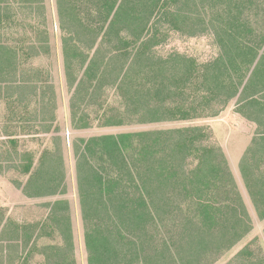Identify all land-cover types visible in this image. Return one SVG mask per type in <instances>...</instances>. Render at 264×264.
<instances>
[{
  "label": "trees",
  "instance_id": "16d2710c",
  "mask_svg": "<svg viewBox=\"0 0 264 264\" xmlns=\"http://www.w3.org/2000/svg\"><path fill=\"white\" fill-rule=\"evenodd\" d=\"M15 2L40 15L45 8L44 0ZM54 6L72 129L196 123L215 118L214 105L234 101L256 125L238 170L264 219V0H54ZM10 22L9 2L0 0V33ZM171 31L211 32L218 56L205 65L179 55L156 58L153 49ZM35 36L18 45L0 34V99L15 121L0 130L6 138L0 172L4 164L25 178L13 184L26 197L52 199L67 189L62 139L55 135L54 149L35 160L17 151L11 133L59 132L53 86L30 69L50 50L45 32ZM105 89L116 91L120 110L105 103ZM207 140L200 125L72 140L86 264H215L247 236L251 219L226 157ZM44 207L35 224L16 222L0 208V264H30L43 238L39 264H76L68 202ZM237 256L264 264L246 247Z\"/></svg>",
  "mask_w": 264,
  "mask_h": 264
},
{
  "label": "rangeland",
  "instance_id": "374dc122",
  "mask_svg": "<svg viewBox=\"0 0 264 264\" xmlns=\"http://www.w3.org/2000/svg\"><path fill=\"white\" fill-rule=\"evenodd\" d=\"M16 0H8L9 10L12 18L10 25L0 33L3 40L7 43H16L22 45L24 42L37 41L35 33L43 31L48 37L49 53L33 59L30 69L36 74L37 70L44 74L50 85L53 86V94L56 105L54 126L58 127L57 134H42L39 128L29 130L30 135L24 130H14L12 128V137L16 140L18 152H31L35 160L38 159L43 150H53L52 138L57 135L62 139V153L66 172L67 189L66 194L52 199H32L28 198L17 189L13 182L24 183L25 178H18L13 171L5 170L3 165L0 172V208L6 211L7 217H10L19 223L35 224L44 219L47 213L44 204L55 199H64L69 204V217L74 242V260L76 264H86V254L83 246V226L80 218L78 197L76 192L74 175V158L71 150L72 140L75 138L88 139L94 136L106 134H118L126 132H138L145 130H162L170 128H180L187 125L204 126V131L208 135L207 145L220 148L228 162L231 173L235 179L236 185L243 198L245 208L251 219L250 232L233 249L221 256L215 264H245L247 261L240 259L237 253L247 248L253 255L254 260L264 259V219L258 217V213L252 206L251 198L248 196L245 187L242 184L238 163L241 157L248 150L253 138L256 125L246 121L236 111L235 102L232 101L226 107L220 104L214 105L209 111L216 117L211 120H203L194 123H162L157 125H131L119 128L97 127L96 122L85 130H73L70 121L69 98L70 92L63 71V62L61 56L60 32L58 30L57 18L55 15L54 0H44V9L41 14L35 13L29 8L21 6ZM185 31H188L187 29ZM156 58L166 59L171 55L194 60L198 65L210 63L218 56V48L215 44L211 32L189 36L181 32H169L166 41L155 47L152 51ZM32 74V73H31ZM105 103L116 109H121L122 105L116 91L105 89L102 95ZM9 107L0 99V130L9 125L14 126V118L10 115L6 117ZM96 113L92 109L89 112V119L95 120ZM35 133V134H34ZM0 134V152L1 144L6 141ZM36 135V136H34ZM7 147V146H6ZM7 149V148H5ZM11 150V147H8ZM47 238L38 242V248L33 253L34 258L30 264H39L43 255L40 248L47 245Z\"/></svg>",
  "mask_w": 264,
  "mask_h": 264
}]
</instances>
